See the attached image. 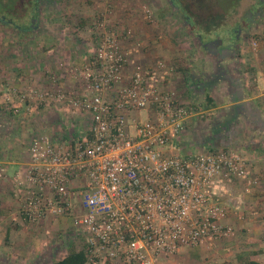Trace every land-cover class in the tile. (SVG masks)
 <instances>
[{"label": "built area", "instance_id": "obj_1", "mask_svg": "<svg viewBox=\"0 0 264 264\" xmlns=\"http://www.w3.org/2000/svg\"><path fill=\"white\" fill-rule=\"evenodd\" d=\"M104 28L94 25L96 45L74 82L56 78L54 89L33 91L39 105L65 106L80 121L30 145L29 163L14 181L21 216L34 225L72 222L84 236L86 264H160L235 237L222 223L227 209L215 182L249 179L251 161L229 148L184 154L179 141L196 111L162 89L161 74L173 69L159 61L151 71H129L118 35Z\"/></svg>", "mask_w": 264, "mask_h": 264}, {"label": "crops", "instance_id": "obj_2", "mask_svg": "<svg viewBox=\"0 0 264 264\" xmlns=\"http://www.w3.org/2000/svg\"><path fill=\"white\" fill-rule=\"evenodd\" d=\"M39 10L37 18L28 16L30 23L25 25H30L31 31L20 33L14 26L12 43L20 44V48L0 49V104L7 103L6 97H10L13 107L23 111L17 119L24 122L23 127L25 122L37 120L46 124L41 131L50 132V136L63 126L55 125L52 130L47 123H62L67 129L76 119L80 121L65 106L39 105L33 91L54 89L56 78L67 86L74 82V71L79 72L96 45L94 25L103 23V30L118 35L119 49L129 57V71L136 66L151 71L159 61L173 69L161 74L162 89L175 91L196 111L189 120L187 134L179 141L184 154L229 148L244 151L252 163L249 179L223 178L215 182L219 203L227 209L222 223L234 227L236 236L187 248L160 264H264V52L259 61L257 54L252 58L242 49L237 55L234 46L225 57L199 47L180 50L157 22L148 23L139 0H52L44 2ZM257 23L254 21V25ZM252 39L255 38L248 43L251 49ZM200 42L204 41L198 37ZM239 57L254 69L252 76L259 85L252 93L238 82L235 71H227L234 66L230 65L232 60ZM18 93H24L25 98L17 97ZM0 107L5 111L4 105ZM21 136L27 139V134ZM8 144L4 141L0 148ZM28 145L25 140V151H16L15 158L0 157V250L25 262L44 255L53 245L51 220L36 225L27 222L21 216L22 203L15 196V178L19 172L24 173L29 163ZM55 220L61 229L68 223L74 226L65 218ZM85 245L84 241L72 252H79Z\"/></svg>", "mask_w": 264, "mask_h": 264}, {"label": "rangeland", "instance_id": "obj_3", "mask_svg": "<svg viewBox=\"0 0 264 264\" xmlns=\"http://www.w3.org/2000/svg\"><path fill=\"white\" fill-rule=\"evenodd\" d=\"M52 0H43L41 3L50 2ZM57 1V0H56ZM143 4V14L148 20V23L157 22L159 27H162L166 31L169 39L174 41V44L178 49H203L198 43V36L202 37L204 42H208L215 38L224 39V47L227 44H234L233 39L235 38L237 32L236 30L240 27L243 28L244 33L241 34L240 40L238 41L235 49L236 54H241V49L246 56L253 58L254 54H257L258 60L261 61L260 56L264 52V17L258 20L259 23L255 24L251 28L247 27L248 24L244 22L245 18H254V15H249V11L252 8H258L260 5L264 4V0H139ZM14 6V7H13ZM183 8L185 14L179 9ZM11 8L14 10L11 11ZM31 13V8L29 7V0H21V3H14L13 5L9 3L8 0H0V49L5 51L7 48L16 46L20 48V44L12 43L15 35L14 26L10 25L11 19L16 25L29 24L30 20L28 16ZM12 14V15H11ZM1 16L3 18H1ZM153 22V23H154ZM249 28V29H248ZM173 31V32H171ZM171 33V34H170ZM255 38L260 42L257 50H253L248 46L249 40ZM185 50V51H186ZM205 50V49H204ZM206 51V50H205ZM263 51V52H262ZM230 63L232 68L227 71H235L238 82H243L242 84L252 93L258 87V83L252 72L254 69L250 68L251 65L247 64L246 60H242L241 57L235 58ZM229 67V66H227ZM249 73V74H248ZM229 81H227L228 84ZM2 90L0 91V96H2ZM185 95V93H183ZM17 97L24 99V93L16 94ZM24 97V98H23ZM4 104L6 116H11L14 121H9L7 118L0 119V146L3 145L4 141L9 143L2 149L0 148V157L6 158L16 157L21 152L25 151V140L27 142L28 135L36 134L41 131L42 127L46 125L45 123L29 121L23 123L18 122V116L23 114L21 109L13 107L14 104L7 101ZM16 110H20L16 112ZM17 114V115H16ZM4 116V117H6ZM141 118L146 119L144 113L140 114ZM2 116H0L1 118ZM205 117L204 119L208 118ZM76 121L72 122L68 128L76 125ZM49 129H55V125L64 126L59 123H47ZM59 126V127H60ZM55 127V128H54ZM31 129L32 132H29ZM49 131V130H48ZM42 133L45 131H41ZM50 132H45L49 136ZM21 134H27V139H23ZM44 135V134H41ZM15 136V139L12 138ZM12 140V141H10ZM13 142V146L10 143ZM12 146V147H11ZM19 147V148H18ZM21 148V149H20ZM17 151V153H15ZM21 151V152H20ZM49 227H53V244L50 246L44 255H40L31 261H19L15 260L14 257L0 250V264H52V261L46 262V259L50 255H55L54 260L60 259V257L67 255V253L75 251L78 247L81 248L84 243L83 234L79 233L76 227L72 226L70 223L64 229L60 228L57 220L49 219ZM51 225V226H50ZM59 229V230H58ZM63 231V232H62ZM78 232V233H77ZM79 234V235H78ZM14 258V259H13ZM42 258V259H41ZM53 260V259H52Z\"/></svg>", "mask_w": 264, "mask_h": 264}, {"label": "trees", "instance_id": "obj_4", "mask_svg": "<svg viewBox=\"0 0 264 264\" xmlns=\"http://www.w3.org/2000/svg\"><path fill=\"white\" fill-rule=\"evenodd\" d=\"M9 3H11L12 5L14 3H21V0H8ZM43 2V0H29V7L31 8V13L30 15H26V16H31L32 18L35 17L37 18L38 15H39V8L41 7V3ZM14 7V6H13ZM184 8V7H183ZM183 8H180L179 9L183 12V14H185L186 12H184ZM14 10V8H11V11ZM12 15V14H11ZM1 18H3L1 16ZM10 25H13L15 26L17 29H19V32H23V31H31L32 27L30 25H24V26H20V25H16L13 20L11 19V22L9 23ZM198 37H200L202 39V37L200 35H197ZM6 112L3 111L0 107V116H2L1 118L2 119H5L7 118L9 121H14L11 116H6ZM6 116V117H4ZM41 134H44V135H41L39 133H36L35 135L34 134H31L30 135V139H29V145L27 147V157H28V160L30 159V145L32 144V142L36 139V138H39L41 136H48L45 134V132H41L39 131ZM57 132L55 133V135L53 136H50V138H55L57 136ZM55 255H50L46 259V262H50L52 261L53 263L52 264H86L87 262V259H88V254H87V248L86 246H84V248L82 250H80L79 252H72L71 254H69L66 258L60 260V261H57L56 259L54 260V257ZM42 259V258H41ZM53 259V260H52ZM240 264H261L259 262H254V261H251V262H245V263H240Z\"/></svg>", "mask_w": 264, "mask_h": 264}, {"label": "flooded vegetation", "instance_id": "obj_5", "mask_svg": "<svg viewBox=\"0 0 264 264\" xmlns=\"http://www.w3.org/2000/svg\"><path fill=\"white\" fill-rule=\"evenodd\" d=\"M249 15H254V18H245L244 19V22L248 24L249 27H252L254 25V21H256L257 19L258 20H261L263 17H264V4L260 5L258 8H255L253 9L252 8V11H249ZM244 30L243 28H239L236 30L237 34H236V37L234 39V42L236 43V41H239L240 40V35L242 33H244ZM220 38H215V39H212L208 42H200V45L201 47H203V49H205L206 51H208L210 54L212 55H215V56H220V57H225L229 54H231V51L233 50V46L236 47L235 44H228V46H231V47H228V48H224V39H221L223 40V44L220 46V47H216V43H213L217 40H219ZM219 65L222 64V62L218 63Z\"/></svg>", "mask_w": 264, "mask_h": 264}, {"label": "water", "instance_id": "obj_6", "mask_svg": "<svg viewBox=\"0 0 264 264\" xmlns=\"http://www.w3.org/2000/svg\"><path fill=\"white\" fill-rule=\"evenodd\" d=\"M213 43H216V45H221L223 43V40H217V41H215Z\"/></svg>", "mask_w": 264, "mask_h": 264}]
</instances>
